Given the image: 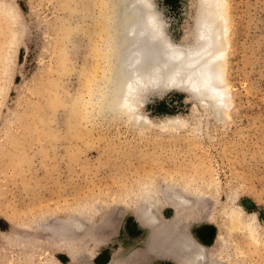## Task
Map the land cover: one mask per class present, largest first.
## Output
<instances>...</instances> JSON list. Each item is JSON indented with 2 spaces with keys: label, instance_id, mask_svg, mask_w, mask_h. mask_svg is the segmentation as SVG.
Instances as JSON below:
<instances>
[{
  "label": "rangeland",
  "instance_id": "rangeland-1",
  "mask_svg": "<svg viewBox=\"0 0 264 264\" xmlns=\"http://www.w3.org/2000/svg\"><path fill=\"white\" fill-rule=\"evenodd\" d=\"M4 1L19 11L24 32L11 44L1 18L0 232L10 247L0 264H69L63 255L40 253L39 239L24 232L31 221L66 198L79 205L98 195L115 198L168 172L199 176L215 199L211 211L234 208L245 223L233 237L236 264H264V0H224L226 102L219 110L182 89L154 90L143 99L140 121L173 120L183 128L144 133L123 115L90 117L95 107L86 106L105 67L104 0ZM153 2L173 46L191 45L200 0ZM193 232L211 245L217 230L205 223ZM121 233L124 244L145 237L131 214ZM117 249L103 248L94 263H107Z\"/></svg>",
  "mask_w": 264,
  "mask_h": 264
},
{
  "label": "bare ground",
  "instance_id": "bare-ground-1",
  "mask_svg": "<svg viewBox=\"0 0 264 264\" xmlns=\"http://www.w3.org/2000/svg\"><path fill=\"white\" fill-rule=\"evenodd\" d=\"M200 2L193 43L175 47L153 0L103 1L105 10L99 16L107 24L102 25L108 35H104L105 67L103 78L92 87L95 88L93 93H88L92 100L87 101L86 106L95 107L90 117L123 115L133 121L128 124L138 133L151 129L179 130L183 126H176L173 120L159 125L140 121L145 96L170 87L209 103L212 111L219 110L226 102L222 85L225 72L222 60L226 45L228 47L224 39L228 32L226 5L224 0ZM17 15L20 13L11 2L0 0V20L3 18L7 24L11 44L24 32ZM6 61L11 63V57ZM75 111L73 108L72 113ZM48 136L52 134L48 132ZM197 180L199 176L190 178L179 172L174 177L168 172L160 177L147 176L131 191L115 198L109 194L98 195L93 197L96 200L82 205L70 203L66 198V205L48 208L39 219L31 221L24 232L39 239L42 255L55 258L63 255L69 259V264H95L100 250L113 244L119 245V249L112 250L105 264H156L163 260L172 264H236L239 249L233 237L245 223L234 208L225 209L221 214L211 211L215 199ZM169 210L172 214L167 218ZM127 214L145 231V237L132 244L120 241ZM205 223L217 230L211 245L201 243L193 232L194 226ZM9 247L5 233L0 232V252L5 253ZM28 257L23 256L25 261ZM53 262L62 264L57 259Z\"/></svg>",
  "mask_w": 264,
  "mask_h": 264
},
{
  "label": "flooded vegetation",
  "instance_id": "flooded-vegetation-1",
  "mask_svg": "<svg viewBox=\"0 0 264 264\" xmlns=\"http://www.w3.org/2000/svg\"><path fill=\"white\" fill-rule=\"evenodd\" d=\"M162 262H164V263H162V264H171V263H168V262H165V261H162ZM161 264V263H160Z\"/></svg>",
  "mask_w": 264,
  "mask_h": 264
}]
</instances>
